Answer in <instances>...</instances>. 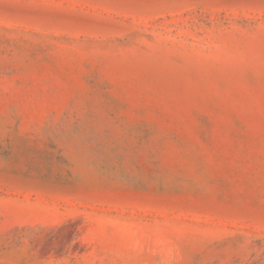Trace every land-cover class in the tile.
Returning a JSON list of instances; mask_svg holds the SVG:
<instances>
[{
    "label": "rangeland",
    "instance_id": "1",
    "mask_svg": "<svg viewBox=\"0 0 264 264\" xmlns=\"http://www.w3.org/2000/svg\"><path fill=\"white\" fill-rule=\"evenodd\" d=\"M0 264H264V0H0Z\"/></svg>",
    "mask_w": 264,
    "mask_h": 264
}]
</instances>
